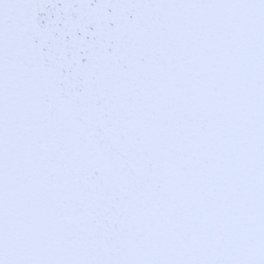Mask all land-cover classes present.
Instances as JSON below:
<instances>
[{"label":"snow or ice","instance_id":"obj_1","mask_svg":"<svg viewBox=\"0 0 264 264\" xmlns=\"http://www.w3.org/2000/svg\"><path fill=\"white\" fill-rule=\"evenodd\" d=\"M0 264H264V0H0Z\"/></svg>","mask_w":264,"mask_h":264}]
</instances>
